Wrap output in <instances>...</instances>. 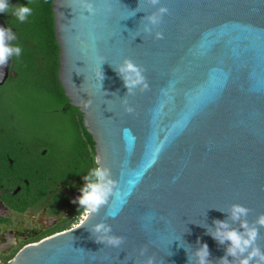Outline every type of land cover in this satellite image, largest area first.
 Listing matches in <instances>:
<instances>
[{
    "label": "water",
    "instance_id": "obj_1",
    "mask_svg": "<svg viewBox=\"0 0 264 264\" xmlns=\"http://www.w3.org/2000/svg\"><path fill=\"white\" fill-rule=\"evenodd\" d=\"M159 7L167 13L145 32L144 17ZM50 10L57 80L115 184L84 226L6 264H199L203 244L208 264H220L226 245L213 238L224 230L215 222L239 230L264 214V0H51ZM125 59L144 70L147 90L127 95L115 71ZM236 204L249 210L239 221ZM101 222L121 245L95 242L89 230Z\"/></svg>",
    "mask_w": 264,
    "mask_h": 264
},
{
    "label": "flooded vegetation",
    "instance_id": "obj_2",
    "mask_svg": "<svg viewBox=\"0 0 264 264\" xmlns=\"http://www.w3.org/2000/svg\"><path fill=\"white\" fill-rule=\"evenodd\" d=\"M11 12L0 13L6 29ZM20 55L35 64L27 67L33 69L28 80L39 78L45 69L42 56L33 49ZM19 58H9L8 76L0 85V264L23 247L75 227L84 208L73 201L81 195L83 177L95 166L93 144L76 108L64 113L62 107L44 109L36 103L31 122L9 102L12 87L26 77L17 73ZM63 121L62 132H53Z\"/></svg>",
    "mask_w": 264,
    "mask_h": 264
},
{
    "label": "clouds",
    "instance_id": "obj_3",
    "mask_svg": "<svg viewBox=\"0 0 264 264\" xmlns=\"http://www.w3.org/2000/svg\"><path fill=\"white\" fill-rule=\"evenodd\" d=\"M151 6L159 4L160 0H148ZM84 7L91 13L94 9L90 4H85ZM10 10L13 11V15L21 23L25 22L27 18L32 14V9L29 6L16 5L12 6L9 4V0H0V13H7ZM167 8L159 7L158 10L151 15L144 17L147 23L144 26V31L151 33L152 27L159 25L161 18L167 13ZM151 25L152 27H149ZM156 39H163L161 32L155 33ZM15 39V34L11 28L0 27V68L7 65L9 58L13 55L19 57L21 54L20 46H11L8 42ZM117 74L123 80L124 86L127 88V95L134 94V90L138 87L141 91L148 89V83L146 78L142 75L143 69L136 65L130 59H125L122 64L115 69ZM104 77H102L103 79ZM125 103L126 100H125ZM134 109L127 107L126 111L131 113ZM95 166L90 170V175L83 177L84 185L80 189L81 195L77 200L73 201L77 203L79 207L85 209L82 216L79 218L78 223L75 225L76 228L84 226L88 217L92 213H96L101 206L107 204L109 196L113 192L115 182L111 179V172L105 166L100 164V158L96 157ZM94 177V179H93ZM124 195V194H123ZM120 196L118 194V196ZM248 209L242 205L236 204L232 206L231 217L234 221H239L241 216L246 217ZM114 212V207L109 209V214ZM113 218H115L113 216ZM220 229L217 235L213 238L221 245H226L225 255L219 258L220 264H229L228 257L239 259V264H250V261L254 257H259L260 261L264 262V254L261 253L258 247H255V242L258 238V228L256 225L264 226V214L258 216L255 224L249 226L245 220L241 224V228L231 229L225 222L216 221ZM91 235L95 237V242L100 244H108L114 247H118L123 243V237H117L112 235L111 226L106 223H97L92 226L89 230ZM251 249V251H249ZM145 250L141 251V255H144ZM247 254V255H245ZM196 256L199 258V264H208V258L210 256L208 247L203 244L196 251ZM240 257H243L240 259ZM154 258L149 257L146 264H153Z\"/></svg>",
    "mask_w": 264,
    "mask_h": 264
},
{
    "label": "trees",
    "instance_id": "obj_4",
    "mask_svg": "<svg viewBox=\"0 0 264 264\" xmlns=\"http://www.w3.org/2000/svg\"><path fill=\"white\" fill-rule=\"evenodd\" d=\"M14 6H29L32 14L23 23L18 21L11 12L7 19V27L15 34L12 46H20L21 52L33 49L42 56L41 65L45 67L41 76L36 80H28L27 75L33 73V69H27L35 64L27 55H20L17 73L26 76L20 82L22 85L13 86L9 96V102L16 106L28 119L33 122L32 108L36 103L44 109L62 107L64 113L72 111V106L63 95V91L57 80L58 48L53 35V20L50 10L51 0H9ZM18 59V58H16ZM27 69V70H26ZM30 82H36L31 86ZM65 122L59 123L57 128L52 127L53 132L61 133Z\"/></svg>",
    "mask_w": 264,
    "mask_h": 264
},
{
    "label": "rangeland",
    "instance_id": "obj_5",
    "mask_svg": "<svg viewBox=\"0 0 264 264\" xmlns=\"http://www.w3.org/2000/svg\"><path fill=\"white\" fill-rule=\"evenodd\" d=\"M33 126H34V124H33ZM35 127V126H34ZM41 128H44V130L43 129H41ZM41 128H39L38 130H41V131H44V132H50V129L49 128H47V127H41ZM84 211H85V209H84ZM84 211L82 212V214L84 213ZM80 218V217H79Z\"/></svg>",
    "mask_w": 264,
    "mask_h": 264
}]
</instances>
